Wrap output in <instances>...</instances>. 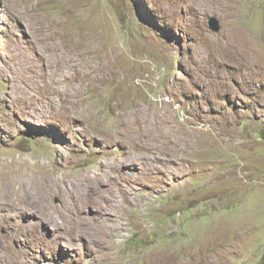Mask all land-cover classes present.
<instances>
[{
    "label": "rangeland",
    "instance_id": "1",
    "mask_svg": "<svg viewBox=\"0 0 264 264\" xmlns=\"http://www.w3.org/2000/svg\"><path fill=\"white\" fill-rule=\"evenodd\" d=\"M181 263L264 264V0H0V264Z\"/></svg>",
    "mask_w": 264,
    "mask_h": 264
},
{
    "label": "water",
    "instance_id": "2",
    "mask_svg": "<svg viewBox=\"0 0 264 264\" xmlns=\"http://www.w3.org/2000/svg\"><path fill=\"white\" fill-rule=\"evenodd\" d=\"M209 25H210V28L213 30V31H217L219 29V24H218V20L214 17L210 18L209 20Z\"/></svg>",
    "mask_w": 264,
    "mask_h": 264
},
{
    "label": "bare ground",
    "instance_id": "3",
    "mask_svg": "<svg viewBox=\"0 0 264 264\" xmlns=\"http://www.w3.org/2000/svg\"><path fill=\"white\" fill-rule=\"evenodd\" d=\"M215 1H216V0H215ZM219 3H220V2H219ZM111 205H112V204H111ZM113 205H114V203H113ZM113 205H112V206H113ZM181 264H182V263H181ZM186 264H187V263H186Z\"/></svg>",
    "mask_w": 264,
    "mask_h": 264
}]
</instances>
